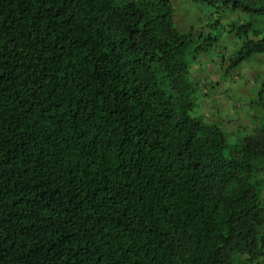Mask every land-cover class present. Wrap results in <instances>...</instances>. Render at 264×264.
<instances>
[{"label":"trees","instance_id":"obj_1","mask_svg":"<svg viewBox=\"0 0 264 264\" xmlns=\"http://www.w3.org/2000/svg\"><path fill=\"white\" fill-rule=\"evenodd\" d=\"M189 1L179 31L171 0H0V264H264L262 89L248 126L192 114L197 54L264 53V0Z\"/></svg>","mask_w":264,"mask_h":264},{"label":"rangeland","instance_id":"obj_2","mask_svg":"<svg viewBox=\"0 0 264 264\" xmlns=\"http://www.w3.org/2000/svg\"><path fill=\"white\" fill-rule=\"evenodd\" d=\"M171 4L174 25L179 31L203 25L209 17L205 13V7L194 2L192 3L189 0H171ZM228 35V33L223 32L221 39H219L220 45L224 46L226 50L232 49L235 46L233 38L230 39ZM216 51L218 50L216 49ZM210 53L211 55L200 52L196 63L192 66L195 77L199 76V79L201 78L199 82L201 88L204 89L202 92L200 90L199 100L197 104L195 103L192 114L204 115L208 119L218 120L228 129H233L238 125H246L249 123V119L244 118L246 115L242 116L241 112H245L247 103L255 98L256 88L262 89L263 95L261 94V97L264 98V88L260 87V84L264 83L260 80L262 76H259L256 80L253 79L256 71L264 72V62L261 61L259 64H256L254 60L258 56L264 57V53L252 55L241 62L238 67L229 70L223 75L221 74L223 71L222 66L225 64H220V52ZM242 82L246 86L240 87ZM221 83L224 85L221 89V95H217V99L215 97L211 99V96L214 95L211 89H216ZM252 85L253 87L256 86L254 91L251 90ZM241 89L244 90L242 91ZM237 105H240L237 112L241 113L239 115H235V112L233 113L232 111L234 108H237Z\"/></svg>","mask_w":264,"mask_h":264},{"label":"crops","instance_id":"obj_3","mask_svg":"<svg viewBox=\"0 0 264 264\" xmlns=\"http://www.w3.org/2000/svg\"><path fill=\"white\" fill-rule=\"evenodd\" d=\"M235 15H236V14H233L232 16H235ZM228 37H229L230 39H232L231 34H229ZM219 39H221V35H220V38H219ZM197 55L199 56V54H197ZM198 56H197L195 62L193 63V65L196 63V61H197V59H198ZM255 57H257V56H255ZM254 60H255L256 64H259L261 61L264 62V57H260V56H258V57L255 58ZM193 65H192V66H193ZM223 67H224V66H222V68H223ZM193 71H194V70H193ZM221 74L223 75V71H222ZM259 76H262L260 80H261V81H264V72H259V71H258V72L256 71V72L254 73V75H253V79L256 80V79H258ZM197 79H199V76L197 77ZM200 79H201V78H200ZM200 79H199V81H201ZM204 84H205V83H204ZM211 85H213V84H211ZM223 86H224V85L221 83V84L218 85V87H217L216 89H215V88H214V89H211V90L214 92V95L211 96V99L214 98V97L217 99V97H218L217 95H219V94L221 95V89L223 88ZM244 86H246V85H245V84L243 85V82H242V84L240 85V87H244ZM240 87H239V88H240ZM255 88H256V86L253 87V85H252V89H251V90L254 91ZM200 90H201V92H202L204 89L201 88ZM241 90L243 91L244 89H241ZM255 90H256V92H257L259 89L256 88ZM239 106H240V105H237V108H234V109L232 110L233 113L235 112V115H236V114L239 115V113H240V112L237 113V112L239 111V109H238ZM231 109H232V108H231ZM241 113H242V114H241ZM241 113H240V114H241L242 116H245V115H246V117H244V118L248 119L246 112H241ZM248 125H250V123H247V124H246V126H248Z\"/></svg>","mask_w":264,"mask_h":264}]
</instances>
